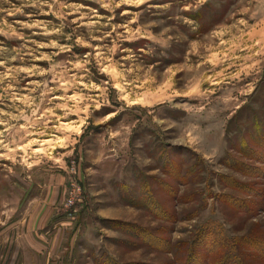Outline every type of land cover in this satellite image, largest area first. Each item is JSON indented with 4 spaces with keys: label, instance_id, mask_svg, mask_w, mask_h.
<instances>
[{
    "label": "rangeland",
    "instance_id": "1",
    "mask_svg": "<svg viewBox=\"0 0 264 264\" xmlns=\"http://www.w3.org/2000/svg\"><path fill=\"white\" fill-rule=\"evenodd\" d=\"M223 243L264 264V0H0V264Z\"/></svg>",
    "mask_w": 264,
    "mask_h": 264
},
{
    "label": "trees",
    "instance_id": "2",
    "mask_svg": "<svg viewBox=\"0 0 264 264\" xmlns=\"http://www.w3.org/2000/svg\"><path fill=\"white\" fill-rule=\"evenodd\" d=\"M177 180H180V179H177ZM217 245V244H216ZM218 247H219V245H217ZM216 246V248H218ZM189 247H190V245H187L186 246V248H187V250L189 251ZM194 247V246H193ZM224 247V243L222 244V247H219L221 250H223V249H226V251H228L227 252V261H229L228 259H231V260H233L234 261V263L233 264H246L245 263V259H247V258H249L248 257V255H245L244 253H242L241 251H239L237 248H236V245H234L233 243H228L227 245H226V247L225 248H223ZM193 250V249H192ZM188 253V252H187ZM251 259L254 261H257V258L256 257H251ZM218 259L216 258L215 260H213L212 261V263H210V264H218ZM178 261H176V260H174V261H172L171 262V264H179V263H177ZM180 264H182V263H180Z\"/></svg>",
    "mask_w": 264,
    "mask_h": 264
}]
</instances>
